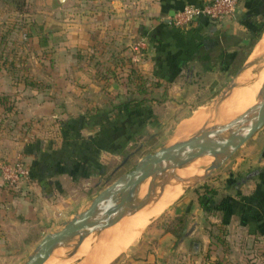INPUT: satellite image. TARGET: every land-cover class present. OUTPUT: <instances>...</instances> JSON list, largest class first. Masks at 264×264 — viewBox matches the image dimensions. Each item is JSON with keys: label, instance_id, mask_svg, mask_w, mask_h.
Segmentation results:
<instances>
[{"label": "crops", "instance_id": "1", "mask_svg": "<svg viewBox=\"0 0 264 264\" xmlns=\"http://www.w3.org/2000/svg\"><path fill=\"white\" fill-rule=\"evenodd\" d=\"M23 1L19 10L14 0H0V27L14 28L0 34V41L4 35L11 45L28 46L42 66L30 73L0 62V161L20 159L29 171L17 189L0 187V261L5 262L10 261L12 243H38L43 236L37 233L60 229H49L63 214L59 196L70 191L78 174L102 176L109 158L124 149L139 111L113 110L136 96L126 92L121 71L131 65L146 80L150 102L142 109L184 98L183 90L209 77L216 80L220 73L228 75L236 65L250 38L247 17L264 22V0H239L234 17L220 23L199 18L186 29L171 24L173 14L207 0ZM136 41H143L144 48L132 63ZM20 57L26 56L12 50L8 62ZM119 59L128 61L119 66ZM12 72L32 76L40 89L14 82ZM5 97V104L13 102L15 108H5ZM14 121L31 126L13 129ZM258 133L244 144L231 172L219 177V168L202 182L197 195L185 190L164 200L167 219L186 214V231L195 225L188 237L179 242L163 230V221L152 218L112 264H264V135ZM202 185L216 193L211 213L201 205ZM210 224L225 231L223 247L211 243Z\"/></svg>", "mask_w": 264, "mask_h": 264}, {"label": "rangeland", "instance_id": "2", "mask_svg": "<svg viewBox=\"0 0 264 264\" xmlns=\"http://www.w3.org/2000/svg\"><path fill=\"white\" fill-rule=\"evenodd\" d=\"M1 28L2 27H0V29ZM21 37L23 40L26 39L25 34H21ZM256 43L253 46L247 45L242 49H240L235 61L236 65L231 68L228 75H223L220 73L219 75H217V77H215L216 80L211 81L209 79L213 77H209V79L199 81L197 85H194V87L189 88V90L182 91V93H184V98L183 96H181L180 98L169 100L164 104H162L163 101L162 102L159 101V103L155 105L151 104L150 106L139 110L134 122V127H133L134 129L132 130L133 134H128V136L125 135L124 149L121 152H119V155H117L118 157L109 158V161L106 162V166H105L106 170L104 171L105 173L102 176L89 175L84 177H81L78 174L77 178H75V184L70 188V191L67 192V194L64 195L63 197L59 196V201L63 205L62 207L63 214L61 215L60 218H57L55 221L52 220L51 224H49V229L56 230L58 228H61L63 222H66L70 218H72L75 212L77 213L83 210L84 208H86L91 198L95 194H97L100 190H102L107 185H109L121 174L130 171L135 166V164L146 154L154 152L161 146L169 145L174 142L187 139L192 134L196 133L197 131L203 128H207L217 124H222L221 121L226 123L229 120H232L231 118L238 116L241 113H243L245 110H247V108H244V109L232 111V109H229L228 107L222 108L220 106L225 101V99L221 100L222 98H227L226 99L227 103H230L231 101L233 102L234 99H232V97L235 96L234 95L235 92L241 91L243 90V88L249 87L253 84L250 82V79H248L247 77H246L247 80L244 78L245 79L244 81L242 76H245V74L247 75L249 71L255 70V65L248 68L247 71L245 70L243 73L237 76L235 80H234V76H236V72L245 63H249L257 58L264 59V57L253 56V49ZM12 50H15L16 53L21 50L23 55L26 56L15 59V65L18 68H21L23 70L28 69L30 73L31 72L35 73L37 68L38 69L41 68L42 63H40L38 59L34 55H32V52H30V50L28 51V46L20 43L11 45L9 44L8 39L5 40L2 39V42L0 44V53H2L3 56L7 57L5 59L6 61H9L8 60L9 53L11 55ZM262 63H264V61ZM262 69H264V66ZM184 80H185V76H184ZM231 80H234V82L236 83L235 88H232V86L230 87L228 86ZM43 82L46 81L44 80ZM261 84L262 82L258 84L259 88ZM223 91H224V96L221 98V94L223 93ZM251 96H253V94H248L246 96L242 95L239 97L248 99ZM239 97H237L236 99H238ZM255 97L256 96H254V98ZM186 101L187 104L184 103ZM196 114H201L203 116L199 120L196 119L188 128H186L185 132L183 133V136H179V137L176 136L179 126L183 122L185 121L187 122L190 119H192L193 116ZM185 115H189V116L184 121L181 122L177 121V118H180ZM213 117H216L219 120L221 119V121L217 119L213 120ZM11 126L14 127L13 129H17V128L26 129L27 127L25 126V123H23L22 125L21 123L18 124L12 123ZM127 133H131L130 130H128ZM258 134L260 135V136L258 135L259 137H263L264 127L261 130H259ZM12 136L18 137V135L16 134H13ZM245 148L246 146L244 145L240 147L234 153V155L220 167L219 177H221L222 174L224 175L231 172V168L234 167L237 161L239 160V158H241V155L243 154V150ZM206 159H207L206 164H202L204 166H206L212 161V158L208 157ZM124 160L125 162L122 164ZM201 170H202L201 173L196 176H202L204 174V169ZM212 173H217V170L213 171ZM184 175L186 178H190L192 176L195 177L194 176L195 171L184 173ZM201 184L202 182L194 184L193 186H191L192 188L190 187L187 188L186 187L187 185L182 184L181 188H185V190H189L191 191L192 194L197 195V193H199L198 190ZM182 193L183 190L181 192V195ZM164 199L168 201L173 199V196L166 195V198ZM164 199L162 198V201ZM74 206H76L77 208L76 207L74 208ZM80 206L83 207L79 209ZM165 207L162 209L161 213L152 221L161 220L163 221L162 222L163 224L167 223L169 219H167L166 216H164V213L166 211ZM35 230H37V228H35ZM47 233L50 232L37 233L36 235L39 236V238L41 239V237ZM34 236H35V232H33V235L30 236V238L32 237L34 238ZM98 236H99L98 233H93L87 236L86 238H84V240L80 243V247H78V251L79 250L80 251L74 254L73 256H71V253L77 246V242H76L77 240L74 239L73 241L66 244V246L56 249L44 264H87L88 262H90L89 260L92 259V255H91L92 249L94 248L95 242L98 240L97 239ZM36 244L37 242L34 243L31 241L28 243H24L22 241H19L18 243H12L11 247L14 250L12 254L9 255L10 261L7 262L0 261V264H22L26 260L27 256L33 252ZM80 248H85L87 249V251L84 250L85 252H81L82 249Z\"/></svg>", "mask_w": 264, "mask_h": 264}, {"label": "water", "instance_id": "3", "mask_svg": "<svg viewBox=\"0 0 264 264\" xmlns=\"http://www.w3.org/2000/svg\"><path fill=\"white\" fill-rule=\"evenodd\" d=\"M262 60L264 59L257 58L245 63L236 72L234 80ZM234 80L229 82V87H236ZM223 96L224 91L221 98ZM263 127L264 80L252 107L226 123L203 128L187 139L161 146L143 156L130 171L121 174L99 191L83 211L64 222L60 229L44 235L22 264H44L56 249L66 246L74 239L79 244L90 234H100L123 217L133 214L148 204L154 196L156 187L160 189V194L157 196L159 198L170 179L180 185H187V188L205 181ZM204 157L212 158V161L204 168L202 176L181 179L172 175L174 170L182 169L187 164ZM146 180H148L146 192L143 197L137 198L138 188ZM182 190L184 192L185 188ZM194 228L193 224L179 242L188 237ZM195 248L196 244H193V249Z\"/></svg>", "mask_w": 264, "mask_h": 264}, {"label": "bare ground", "instance_id": "4", "mask_svg": "<svg viewBox=\"0 0 264 264\" xmlns=\"http://www.w3.org/2000/svg\"><path fill=\"white\" fill-rule=\"evenodd\" d=\"M253 56L254 57L255 56L264 57V31H263L261 38H259L257 44L255 45L253 49ZM263 61L264 60L255 64V70L249 71L247 75L245 74V76H242L243 79L244 78L246 79V77L250 79V82L253 84L249 87L243 88V90L241 91L235 92L234 93L235 96L232 97V99H234L233 102L231 101L230 103H227L226 102L227 98H223L225 99V101L221 104L220 107L222 108L228 107L229 109H232V111H234V110H239V109H244V108L248 109L255 104L254 96H256V94L258 93L260 89L258 87V84L260 82H263L264 80V69H262L264 66V63H262ZM248 94H253V96L249 97L248 99L239 97L242 95L246 96ZM237 97L239 98L236 99ZM202 116L203 115L201 114H196L189 121L183 122L178 128L176 136L178 137L183 136V133L185 132L186 128H188L196 119L199 120ZM215 119L219 120L218 118L213 117V120ZM219 121H221V119ZM221 123H224V122L221 121ZM206 158L208 157L197 159L194 162L187 164L182 169H176L172 172V175L174 177L181 178V179L186 178V177H183L185 176L184 173H188L191 171H195L194 176L199 175L202 171L201 169H204L205 167H207V165H209V164H207L206 166L202 165V164H206V161H207ZM147 182L148 180H146V182H144L142 185L139 186L137 198H141L145 194ZM159 191L160 189L156 187L154 189V196L152 197V199H150L149 203L146 204L142 209L134 212L131 215L123 217L116 224H114L113 226H111L110 228L106 230H103L99 234L97 238L98 240L96 242L94 241L95 248L93 249L92 254H91L92 259L89 260L90 262H88L87 264H90V263L91 264H108L110 263L117 255H119L122 251H124L136 238L139 237L140 233L145 228L146 224L152 218L157 217L161 213V210L163 209V205L165 204L164 198H166V195H172V196L179 197L181 195L182 188L179 183H176L173 179H170V181L164 186L161 196L157 198V196L160 194ZM162 198L164 199L163 201H162ZM166 202L168 201L166 200ZM77 245H80V243ZM80 249H82L81 252L87 251V249L85 250L84 248H80ZM74 250L73 252H75Z\"/></svg>", "mask_w": 264, "mask_h": 264}, {"label": "trees", "instance_id": "5", "mask_svg": "<svg viewBox=\"0 0 264 264\" xmlns=\"http://www.w3.org/2000/svg\"><path fill=\"white\" fill-rule=\"evenodd\" d=\"M23 0H14V4L16 5V8L21 10V8L24 6ZM21 7V8H20ZM247 24H249L250 28L248 29L249 33V40L248 45L253 46L260 38L262 32L264 31V22H256L255 20H252L251 18H246ZM14 29L13 26H2L0 29V34H4L5 32H9L10 30ZM25 37L27 38V34H25ZM2 39L5 40V36H1ZM2 39L0 41V44L2 42ZM143 53V51H141ZM119 66H122L124 62H127L128 60H122L119 59ZM0 62L2 64H7L12 70L16 68L15 60L12 59L10 62L6 61L2 57H0ZM8 62V63H7ZM109 73L113 77L118 76L115 74V71H109ZM119 79L122 80L123 85L126 89V92L128 94L136 95L133 98L128 99L125 103L122 105H119L115 107L113 110H117L118 113H136L139 110H141L143 107H145L150 101L147 98V96L150 94L149 86L146 85V80L143 79L141 76L137 75L135 72V69L130 65L127 71H121L119 74ZM12 80L14 82H19L23 84L26 88L39 90L40 89V82L36 79H33L29 75H19L16 72H12ZM45 87V85H43ZM47 88V87H45ZM8 103V99L5 97L3 98V105L5 106V103ZM159 102V101H158ZM7 110H11L15 108L14 103L12 102L11 106L5 107ZM16 124V121H14ZM28 126L26 128H30L31 125L27 123ZM26 125V124H25ZM1 127V126H0ZM201 188L204 189V193L202 194L204 198V202L201 203L202 208L207 211L208 213H211L213 208L211 204L213 203V200L211 199L216 193L213 189H209L205 185H202ZM206 194H210L211 197H207ZM188 226V217L186 214L174 217L172 219H169L167 223H164L162 228L165 232L170 233L174 238L177 240L180 239L184 232L186 231V228ZM210 231L209 236L211 243H215L217 245H220L221 247L224 246V233L225 231L221 228L214 227V225L210 224ZM36 241V239H35Z\"/></svg>", "mask_w": 264, "mask_h": 264}, {"label": "built area", "instance_id": "6", "mask_svg": "<svg viewBox=\"0 0 264 264\" xmlns=\"http://www.w3.org/2000/svg\"><path fill=\"white\" fill-rule=\"evenodd\" d=\"M238 6L239 0H207L195 5H185L173 14L171 24L178 29H186L199 18L207 19L212 23H220L234 17ZM143 48V41H136L132 44V63H136V58ZM28 176L29 171L20 159L13 162L0 161V187L3 189L8 191L17 189L20 182Z\"/></svg>", "mask_w": 264, "mask_h": 264}]
</instances>
